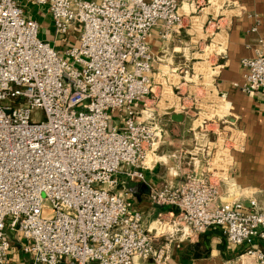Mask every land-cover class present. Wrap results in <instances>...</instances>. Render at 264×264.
<instances>
[{"label":"built area","instance_id":"2783aa9c","mask_svg":"<svg viewBox=\"0 0 264 264\" xmlns=\"http://www.w3.org/2000/svg\"><path fill=\"white\" fill-rule=\"evenodd\" d=\"M195 2L0 0V264L15 251L28 264H167L174 236L213 227L264 264L253 247L264 242V207L223 200L213 163H193L175 188L151 189L152 205L178 214L171 230L161 218L158 229L148 224L129 186L160 162L168 131L154 110L156 31L165 47ZM31 6L51 18L59 46L41 38ZM241 66L235 85L264 91L263 44Z\"/></svg>","mask_w":264,"mask_h":264},{"label":"crops","instance_id":"0c3cea01","mask_svg":"<svg viewBox=\"0 0 264 264\" xmlns=\"http://www.w3.org/2000/svg\"><path fill=\"white\" fill-rule=\"evenodd\" d=\"M183 9L186 26L181 34L176 35L165 47L159 42L158 31L153 40L154 50L160 59L156 66L161 67L163 76L156 80L160 102L154 110L163 115V122L168 129L165 143L159 151L160 162L145 169L144 181L131 183L136 205L145 210L148 224L156 229L161 218L171 230L178 214L168 205H152L149 202L151 189L165 185L175 188L193 163L199 171L210 170L208 165L200 166L203 154H199L196 148L194 150V138L189 134L192 129L188 127L189 113L185 108L186 104L193 103V95L189 93L188 96H182L181 91L172 95L168 84L172 85L169 86L172 90L181 88L179 84L170 82L179 68L174 65V53L183 49L184 63L187 65L196 54L193 52L196 49L193 42L195 38H190V35H196L202 29V35L209 37L212 24L216 25V33L223 36V41L218 43L221 50L216 53L209 81H204V97L195 94L194 98L198 99L197 102L201 99L203 103L212 100L225 119L241 134L242 141L238 147L231 149L227 167L218 168L211 179L221 185L223 200H239L247 208H251V202L254 201L264 207V91L250 95L235 85L243 83L241 59L254 56L256 49L262 44L264 46V0H198ZM36 12L31 10L28 15L40 23L41 38L59 46L51 18L41 15L38 10ZM258 19L257 30L253 31ZM75 42L77 40L73 37L69 39L70 44ZM200 44L202 46L203 42ZM161 79L166 81V85ZM182 83L185 85L187 82L182 80ZM164 90H168V93ZM169 106H173L174 112L183 115L182 122L173 120L172 109L166 110ZM253 247L264 253L261 239L255 238ZM246 248V245H230L223 230L213 227L197 236H174L167 264H261L258 259L245 253ZM29 260L28 255L15 251L12 264H28ZM135 264L146 263L137 260Z\"/></svg>","mask_w":264,"mask_h":264},{"label":"rangeland","instance_id":"374dc122","mask_svg":"<svg viewBox=\"0 0 264 264\" xmlns=\"http://www.w3.org/2000/svg\"><path fill=\"white\" fill-rule=\"evenodd\" d=\"M31 10L37 13L36 11H39V7L31 6ZM201 30L196 35H190V38H195L193 42L196 49L193 52L196 54L194 55V59L191 58V61L188 62L187 65L184 63L185 57L183 56V49H178L174 53V65L176 67L179 66V68L170 79V82L179 84L181 88L180 90H172L169 87L172 85L168 84V89L172 95L178 94L180 91L182 96H188L189 93L193 95V103L186 104L185 109L188 110L189 113L188 127L192 129L189 134L194 138V150L196 148V151L199 152V154H203V156L200 155L203 157V160L200 162V166H205L207 165V162H210L213 163V166L223 168V165L221 164L223 162V156H228L230 149L236 146L238 147L242 141V137L241 134L235 130L234 126H232L230 122L227 121L221 114L222 112H220L219 107L211 102L212 100L203 103L201 99L197 102L198 99L194 98L195 94L200 98L204 97V90H202V88H204L206 83L209 81V76L212 74L211 67L214 63L216 53L221 50L218 43L223 41L222 34L216 33L215 24L210 26L209 37L202 35ZM78 34L79 33L77 32L73 36L74 40L78 39ZM201 37H205V39L200 40ZM201 41L203 42L202 46L200 44ZM172 53L173 51L170 50V54ZM165 69L168 70V68ZM156 70L157 73L160 72L159 70H161V67L157 65ZM184 76H187L186 79ZM160 78H163V76L160 75ZM182 80L187 83L183 85ZM161 81H163L164 85H166V81L164 79H161ZM164 92L167 94L168 90H164ZM165 96L166 95H164V97ZM180 107L182 106L180 105ZM33 116L34 118H42L39 110H37L35 114L33 113ZM227 162L228 159L225 163H223L225 164V167H227ZM118 177L123 180L120 176ZM129 186H131V184ZM123 189H125L123 185L118 187L119 191H122Z\"/></svg>","mask_w":264,"mask_h":264},{"label":"water","instance_id":"95a60500","mask_svg":"<svg viewBox=\"0 0 264 264\" xmlns=\"http://www.w3.org/2000/svg\"><path fill=\"white\" fill-rule=\"evenodd\" d=\"M171 112L173 113V115H172L173 120H175L176 122H182L183 121L184 117L182 114L176 113V112H174V110H172Z\"/></svg>","mask_w":264,"mask_h":264}]
</instances>
